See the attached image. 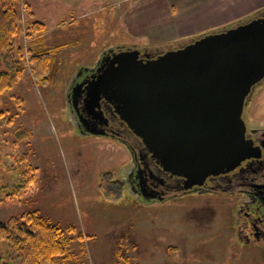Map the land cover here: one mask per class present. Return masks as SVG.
Masks as SVG:
<instances>
[{
  "label": "rangeland",
  "instance_id": "rangeland-1",
  "mask_svg": "<svg viewBox=\"0 0 264 264\" xmlns=\"http://www.w3.org/2000/svg\"><path fill=\"white\" fill-rule=\"evenodd\" d=\"M17 7L21 32L13 44L22 48L24 61L30 50L53 52L47 84L37 83L27 66L13 89L0 93V187H7L0 199L17 180L2 151L26 153L37 169L33 188L0 202V222L37 211L62 230L71 227L65 234L72 256L60 264H264V244H245L238 236L239 197L139 200L126 182L125 146L78 133L66 94L77 70L93 67L106 50L175 49L250 19L264 11V0H18ZM35 21L45 29L28 36ZM252 92L242 117L248 130L260 132L264 84ZM22 127L29 134L18 142L13 132ZM7 252L1 240L0 264H19Z\"/></svg>",
  "mask_w": 264,
  "mask_h": 264
},
{
  "label": "water",
  "instance_id": "water-1",
  "mask_svg": "<svg viewBox=\"0 0 264 264\" xmlns=\"http://www.w3.org/2000/svg\"><path fill=\"white\" fill-rule=\"evenodd\" d=\"M143 58L138 50L111 54L87 97L97 110L101 98L111 106L185 189L260 157L264 144L246 136L242 114L264 81V17Z\"/></svg>",
  "mask_w": 264,
  "mask_h": 264
},
{
  "label": "flooded vegetation",
  "instance_id": "flooded-vegetation-1",
  "mask_svg": "<svg viewBox=\"0 0 264 264\" xmlns=\"http://www.w3.org/2000/svg\"><path fill=\"white\" fill-rule=\"evenodd\" d=\"M260 17H264V11L240 22L238 25ZM232 27H223L211 32L217 33ZM201 35L197 36L196 39ZM125 50H138L140 58L145 55L153 58L164 52V50L150 51L137 47L109 49L101 54L93 67L78 69L66 92L68 113L73 119L75 130L82 135L107 137L125 146L130 155V169L126 174V182L130 192L141 201L165 202L183 195L193 194L198 196L202 194H227L232 197H239V218L237 220L243 225V233L238 236L243 237L245 244H264V189L260 188L264 184V148H262L258 159L246 160L228 173L207 177L201 186L185 189V180L182 177L169 174L157 165L151 159L141 140L114 115L111 106L107 105L101 98L99 101L100 109L97 110L98 103H92L93 99L87 97V87H90L89 90H91V86L94 85L93 82L106 69L111 54ZM261 84H264V81L255 86L252 91L259 88ZM251 96L247 97L244 108L248 106ZM87 101L90 102V105ZM263 131L247 130L246 136L253 140L254 145L264 144V138L261 137Z\"/></svg>",
  "mask_w": 264,
  "mask_h": 264
},
{
  "label": "trees",
  "instance_id": "trees-1",
  "mask_svg": "<svg viewBox=\"0 0 264 264\" xmlns=\"http://www.w3.org/2000/svg\"><path fill=\"white\" fill-rule=\"evenodd\" d=\"M17 4L18 0H0V93L11 91L23 78L27 66L37 83L47 84L50 76L52 50H30L27 63L24 61L22 48L14 47V39L21 32ZM44 29L42 23L35 21L29 24L26 31L28 36H38ZM23 102L15 101L19 111L22 110L19 106ZM7 122L11 127L13 119L9 118ZM13 134L20 142V136L29 132L22 127L14 130ZM3 153L11 161L10 171H14L17 176L15 183L9 185L11 192L0 199V202H7L21 197L23 192L35 186L37 169L30 163L26 153L2 151V155ZM5 190L7 187H0V191ZM71 230V227L62 230L37 211H28L0 222V241H5L7 258L12 263L60 264L66 263L72 256L70 239L65 234ZM79 237L82 236L79 234Z\"/></svg>",
  "mask_w": 264,
  "mask_h": 264
}]
</instances>
